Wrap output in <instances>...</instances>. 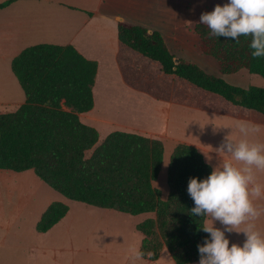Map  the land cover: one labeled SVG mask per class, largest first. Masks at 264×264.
Returning <instances> with one entry per match:
<instances>
[{
	"label": "trees",
	"instance_id": "obj_1",
	"mask_svg": "<svg viewBox=\"0 0 264 264\" xmlns=\"http://www.w3.org/2000/svg\"><path fill=\"white\" fill-rule=\"evenodd\" d=\"M0 4V10L10 5ZM209 28L194 25L199 51L212 57L222 75L246 70L264 79V57L253 58L251 36L210 37ZM119 41L157 62L165 75H175L236 107L264 115V88L243 89L206 73L189 61L175 62L164 37L143 26L118 23ZM96 62L73 46L41 44L26 48L12 62V71L25 93L19 108L0 113V170L35 175L65 198L102 209L138 216L156 214L137 226L144 235L140 257L157 261L167 248L176 264L200 262L199 245L209 236L201 230L206 217L193 215L188 193L191 178L206 179L212 172L202 154L189 145H177L169 164L170 194L162 201L153 186L164 157L161 141L116 131L99 144L96 129L83 124L80 114L94 107ZM93 151L90 157L87 153ZM69 211L53 203L36 225L46 233Z\"/></svg>",
	"mask_w": 264,
	"mask_h": 264
},
{
	"label": "crops",
	"instance_id": "obj_2",
	"mask_svg": "<svg viewBox=\"0 0 264 264\" xmlns=\"http://www.w3.org/2000/svg\"><path fill=\"white\" fill-rule=\"evenodd\" d=\"M6 1H10V5L0 10V69L3 65H9L12 69L13 60L22 51L41 44L73 46L85 59L97 63L93 87L94 107L79 117L83 124L98 131L99 144L111 133L121 131L161 141L164 149L167 142L173 144L174 149L180 144L189 145L202 154L213 171L218 165L212 166V158L230 161L221 152L200 145L194 135V128L191 135L183 132L181 122L184 111L215 112L246 118L264 128L263 114L236 107L220 96L199 89L175 75H165L159 63L123 45L118 38V23L126 21L120 19L118 13L103 12L100 5L103 0H87L93 5L79 7L80 16L74 12L78 7H72L70 3L73 0H0V4ZM5 71L4 75L0 74V106L17 109L25 104V93L15 75L11 76L8 70ZM113 109L127 110L128 118L122 121L109 120L105 115L109 113L107 110ZM30 173L34 171L17 173L0 170V192L7 191L5 200L10 206L4 207L5 203L0 197V264L12 261L15 264H26L28 258L34 259L37 264H69L66 260H70L71 255L76 253H95L101 257L106 255V264H176L167 248L162 249L157 261L140 257L144 235L137 230V226L147 219L135 225V234H131L134 243L131 252L121 251L115 245L110 246L108 239L100 248L89 249L84 244L88 241L87 237L80 240V244L86 247L74 251L75 248L67 243L70 230L59 228L69 221L70 208L65 218L51 230L46 233L37 232L36 225L53 203L40 209L32 223L27 221L24 213L28 207L37 208L39 200H42L39 195L41 184L34 183L31 186L29 183L18 182V179H24V175ZM255 181V185L249 186L254 188L260 184L264 193V177L257 176ZM261 196L264 197V194ZM80 204L92 207L106 216L112 212L129 215ZM77 211L82 213L83 210L78 208ZM212 223L215 224L214 221ZM86 254L82 255L85 259Z\"/></svg>",
	"mask_w": 264,
	"mask_h": 264
},
{
	"label": "rangeland",
	"instance_id": "obj_3",
	"mask_svg": "<svg viewBox=\"0 0 264 264\" xmlns=\"http://www.w3.org/2000/svg\"><path fill=\"white\" fill-rule=\"evenodd\" d=\"M228 2L229 0H103V2L100 1V5L101 10L105 13H118L121 15L120 19L132 25L146 27L149 29V32H159L166 40L170 51L176 55L178 59L196 64L206 73L224 80L229 85L243 89H248L250 87L264 88V79L252 75L246 70L239 71L232 75H222L219 72V67L215 59L203 55L197 47L198 37L194 34L193 28L195 24L200 22L201 14L213 11L217 4L223 6ZM70 3L72 7H78L74 11L77 16L81 14L79 7L93 5L92 2L87 0H73ZM175 40H177L178 43H175ZM5 70H8V73L13 76L11 66H1L0 74L4 75L6 72ZM19 90L21 91V89ZM21 93L24 96L22 91ZM13 110H15V108L0 106V113ZM107 111L109 113L105 116L109 120L122 121V119L125 120L128 118L126 114L128 112L127 110L119 111L113 109ZM128 115L130 116V114ZM183 126V132L186 135H191L194 128L196 132L194 135L200 145L221 152L227 160L235 167L239 168H244L246 165L232 158V154L227 148L228 144H232L233 151L241 140H248L250 143L264 145V128L246 120V118H235L215 112L195 113L188 110L184 111L183 114L181 128ZM241 127L246 128L247 132L241 131ZM173 150V144L167 142L161 171L158 179L154 182V187L160 192L162 201H167L170 194L168 171ZM92 152L93 151L88 152L87 157H90ZM211 161L213 167L218 165L221 169L223 164L227 162L226 160L217 158H212ZM30 174L31 175H24V179H18V182L22 181L24 183H29L31 186L34 183L38 185L41 184L39 195L42 200H39L40 204L37 208L28 207L29 209L24 213L27 221L32 223L38 216L37 213L39 210L48 207L52 203H64L68 205L70 210H72L71 216L68 217V219H70L59 228L63 231L70 230L71 235L67 238V243L69 242L68 245L75 248V250H73L76 252L86 247L80 244L81 238L84 239L85 237H87L88 241L84 242V244H87L89 249L100 248L108 239V244L110 246L115 245V247L120 248L121 251L131 252L134 245L131 234H135V225L143 222L144 219H156L155 213L147 214L146 216H130L123 214L119 215L112 212L111 215L106 216L92 207L70 201L40 181L34 173ZM252 174L254 178L257 176L264 177V170L253 167ZM255 182L254 179L252 184L255 185ZM7 196V191L0 192V197L5 203L4 207H10L9 203L5 200ZM253 203L261 213L257 221H248L242 224L239 229H234L232 231H227L228 226L223 225L220 221H214L215 227L225 231L226 238L230 240V246L231 244L243 246L246 240L243 229L247 227L249 223H256L258 229L264 231V197H253ZM78 208L83 210L82 213L77 211ZM25 237L27 238V236ZM84 254L86 253L73 254L70 260L66 261L69 264H106V259L104 258L106 255L101 257L95 253H90L84 256L86 257L85 259L82 256ZM2 264L4 263L2 262ZM9 264H15V261ZM26 264L37 263L34 259L28 258L26 259Z\"/></svg>",
	"mask_w": 264,
	"mask_h": 264
},
{
	"label": "clouds",
	"instance_id": "obj_4",
	"mask_svg": "<svg viewBox=\"0 0 264 264\" xmlns=\"http://www.w3.org/2000/svg\"><path fill=\"white\" fill-rule=\"evenodd\" d=\"M199 23L209 28L210 37H230L239 43L240 36H251L252 57H264V0H229L223 6L217 4L213 11L201 14ZM241 131L247 129L241 127ZM227 148L232 158L246 167L225 162L222 169L215 168L206 179L191 178L188 185L195 203L192 214L206 217L201 230L209 234L205 243L198 246L200 264H264V231L256 223L243 229L246 236L243 246H230L225 231L212 223L218 220L228 226L227 231H232L248 221L259 220L261 215L253 197L264 194L262 186L257 184L250 189L249 185L255 179L253 167L264 170V145L241 140L234 151L232 144Z\"/></svg>",
	"mask_w": 264,
	"mask_h": 264
},
{
	"label": "water",
	"instance_id": "obj_5",
	"mask_svg": "<svg viewBox=\"0 0 264 264\" xmlns=\"http://www.w3.org/2000/svg\"><path fill=\"white\" fill-rule=\"evenodd\" d=\"M120 22H123V21L121 20ZM150 33H152V32H150ZM175 62L179 63V59H175Z\"/></svg>",
	"mask_w": 264,
	"mask_h": 264
}]
</instances>
